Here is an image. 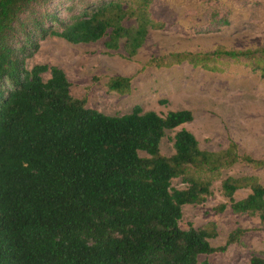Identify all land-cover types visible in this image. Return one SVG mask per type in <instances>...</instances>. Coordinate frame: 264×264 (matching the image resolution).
<instances>
[{"label": "trees", "instance_id": "1", "mask_svg": "<svg viewBox=\"0 0 264 264\" xmlns=\"http://www.w3.org/2000/svg\"><path fill=\"white\" fill-rule=\"evenodd\" d=\"M81 1L61 15L52 10L59 0H0V264H195L200 254L224 251L244 229H232L213 247L204 228H180L181 206L203 201L222 168L241 161L264 169V159L236 154L232 142L219 152L201 150L184 128L172 136L173 154L163 156L161 137L191 121L189 110L159 115L135 104L127 113L104 114L69 94L60 68H25L45 37L76 44L104 35L106 49L122 39L130 57L147 27L157 25L147 13L149 0L125 7L123 0ZM124 18L134 23L123 26ZM251 54L177 53L168 63ZM106 86L125 93L129 77H111ZM173 178L187 185L173 188ZM239 187L250 192L234 200ZM220 191L233 213L255 214L264 231V185L255 176H225ZM249 264H264V251L251 254Z\"/></svg>", "mask_w": 264, "mask_h": 264}, {"label": "rangeland", "instance_id": "2", "mask_svg": "<svg viewBox=\"0 0 264 264\" xmlns=\"http://www.w3.org/2000/svg\"><path fill=\"white\" fill-rule=\"evenodd\" d=\"M77 1L59 0L52 10L64 15L62 8L79 7L82 3ZM88 1L96 0L81 2ZM123 1L125 7L135 6L136 0ZM147 13L157 25L147 27L142 43L130 57L122 49V39L117 49H106L104 35L94 42L76 44L49 36L39 40L37 50L25 59V68L41 63L60 68L70 84L69 94L84 97L85 107L104 114L127 113L135 104L159 115L189 110L191 121L166 130L161 137L159 152L163 156L173 154L172 136L184 128L201 150L219 152L232 142L236 154L264 159V0H149ZM121 23L128 27L134 21L124 18ZM215 49L249 50L252 54L236 59L209 55L193 65L188 61ZM177 53L191 57L168 63L170 55ZM254 56L260 62L256 63ZM48 76L47 72L41 74L42 80ZM115 76L129 77L127 92L107 89L108 80ZM139 155L146 156L143 152ZM196 173L207 175L199 170ZM228 175H252L264 185L263 168L236 161L220 170L203 201L181 206L180 228L186 229L188 224L204 228L212 234L207 240L213 247L222 245L232 229H244L224 251L200 254L195 264H249L251 254L264 251L258 217L233 213L221 194L220 180ZM186 185L179 178L171 180L173 188ZM249 192L247 187H239L232 198L241 199ZM220 204H225L221 211Z\"/></svg>", "mask_w": 264, "mask_h": 264}]
</instances>
